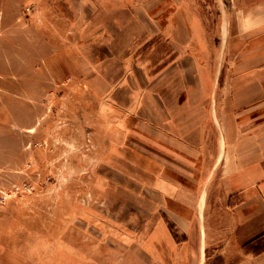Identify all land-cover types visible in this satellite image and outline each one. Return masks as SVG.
<instances>
[{
    "label": "rangeland",
    "instance_id": "obj_1",
    "mask_svg": "<svg viewBox=\"0 0 264 264\" xmlns=\"http://www.w3.org/2000/svg\"><path fill=\"white\" fill-rule=\"evenodd\" d=\"M185 1L201 39L182 63L221 68L215 128L238 133L221 85L239 76L240 0ZM165 52L147 0H0V264H147V92Z\"/></svg>",
    "mask_w": 264,
    "mask_h": 264
},
{
    "label": "crops",
    "instance_id": "obj_2",
    "mask_svg": "<svg viewBox=\"0 0 264 264\" xmlns=\"http://www.w3.org/2000/svg\"><path fill=\"white\" fill-rule=\"evenodd\" d=\"M162 3L147 0V44L174 58L147 92V264H264V0H240L239 76L221 85L245 110L238 133L215 128L221 68L182 63L199 55L197 5L166 0L153 15Z\"/></svg>",
    "mask_w": 264,
    "mask_h": 264
}]
</instances>
